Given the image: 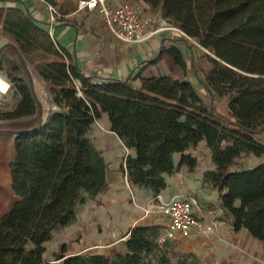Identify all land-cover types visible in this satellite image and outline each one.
I'll return each instance as SVG.
<instances>
[{"label":"trees","instance_id":"16d2710c","mask_svg":"<svg viewBox=\"0 0 264 264\" xmlns=\"http://www.w3.org/2000/svg\"><path fill=\"white\" fill-rule=\"evenodd\" d=\"M46 1L56 5L55 0ZM145 1L210 50L212 68L206 77L194 68L208 102L187 77L189 63L179 45L163 46L159 55L142 62L156 63L167 53L184 69L177 78L142 77L137 86L133 81L139 72L127 77L86 74L32 15L25 0H0V27L15 49L31 60L35 51L48 55L60 49L89 104L53 111L40 127L33 123L17 134L10 168L19 199L0 217V264H53L45 252L54 231L76 218L86 196L102 203L98 193L109 164L90 135L102 112L108 114L110 129L132 150L123 171L133 184L154 195L167 187L166 175L177 169L175 154L180 153V164L192 168L196 159L187 150L204 140L216 165L205 176L217 189L233 228H246L264 244V161L252 167L240 161L244 154L264 153V143L256 137L264 131V0ZM179 40L186 41L184 35ZM0 67L20 95L12 109L0 110V120L37 115L38 102L20 73L21 64L7 56L0 58ZM36 69L47 82L67 83L48 61L39 60ZM216 95L227 97L228 112L215 105ZM163 227L156 222L135 224L128 231L126 251L114 256L60 252L55 259L57 264H171L161 253Z\"/></svg>","mask_w":264,"mask_h":264},{"label":"rangeland","instance_id":"374dc122","mask_svg":"<svg viewBox=\"0 0 264 264\" xmlns=\"http://www.w3.org/2000/svg\"><path fill=\"white\" fill-rule=\"evenodd\" d=\"M128 1L137 6L143 15L151 19V22L153 17L158 15L156 18L161 17L168 23H172L164 15L162 9L152 8L151 6L143 7L139 0ZM171 31L173 33L174 31L179 32L176 29H171ZM0 33L4 35L5 40L0 49V58L4 59L9 56L21 64L20 73L29 84L33 81L40 103H38L37 115L16 120H0V186H2L3 191L7 190L6 199L11 201L13 195L9 184V175L10 161L13 156L12 139L14 134L11 129L25 128L37 123L41 109L44 115L47 116L56 110L84 108L89 107V104L80 89V80L71 76L68 70V58L60 49L48 55H42L35 51L31 55L34 60L25 59L15 49L10 37L3 33L2 27H0ZM174 36L176 35L174 34ZM184 37L186 41L183 44L187 45L189 49V55L187 54V58L189 57L187 76L194 82L204 101L208 102L206 90L195 77L194 68L202 77H206L212 68V62L208 57L211 52L204 48L197 38L187 35H184ZM190 50L192 59H190ZM39 60L48 61L54 70L67 78V83L55 84L44 80L36 69V63ZM162 65L165 70H170L169 74L174 78L184 73V69L179 65L171 67V64L164 61ZM0 69L7 73L5 67H0ZM12 87L13 91L10 95L0 102V110L12 109L17 104L20 95L16 91L13 82ZM214 103L222 112H228L227 97L216 95ZM103 125V118H98L94 122V126L91 127L92 135H95L97 130L101 131ZM256 137L264 143V131L257 134ZM187 152L195 157V165L189 168L187 164H180V154H176L177 169L172 174L166 175L168 184L160 194L162 193L161 195L165 199L175 193L195 196L203 212L208 216L221 220L222 223L216 232L198 233L187 239L179 235L172 237L161 244V253L169 257L171 264H183L184 261L186 263L196 262L201 264H264L263 242L251 236L246 230H242L240 233L233 231L230 215L222 209L218 201L217 189L205 176L206 170L216 167L212 159V152L206 142L204 140L200 141L196 146L189 148ZM240 161L244 163V166L252 167L264 161V153L260 156L247 153L240 158ZM133 190L138 205L133 202L124 178L116 183L111 190L104 192L101 190L98 193V197L102 201L100 204L86 196L85 201L78 206L76 218L71 223L58 227L52 238L46 242L45 257L52 260L53 264H57L58 260L55 259L57 253L102 252L107 248L108 243H116L117 248L125 252V245L122 244L118 236H125L124 234L133 221L141 217L143 211L141 206H144L147 200L154 195L150 189L138 187L135 184ZM108 215H111L110 219ZM165 221L163 215L155 212L140 219L139 223L156 222L164 225ZM117 248H108L109 255L114 256L117 253Z\"/></svg>","mask_w":264,"mask_h":264},{"label":"crops","instance_id":"0c3cea01","mask_svg":"<svg viewBox=\"0 0 264 264\" xmlns=\"http://www.w3.org/2000/svg\"><path fill=\"white\" fill-rule=\"evenodd\" d=\"M78 1L79 0H55L56 6L63 16L59 17L56 22L51 24L50 12L42 0H25L32 15L40 20L39 23L43 27L49 30L51 36L58 45L64 47L73 55L86 74H97L103 77H127L132 73L139 72V76L133 81L135 85L139 86L142 77L169 74L170 70H165L162 65L163 61L167 64H171V67L177 65L175 60L167 53H163L156 63L142 64L143 61L159 55L163 46L168 47L171 44L179 45L182 48L183 54L189 63V57L187 58L189 49L187 45L183 44L185 41L179 40L182 35L180 32L174 31L173 33L171 28H168V30L165 29L166 31L163 30L153 33L149 38L143 41H121L110 31L97 10L79 8ZM120 1L121 0H107L110 5H115ZM139 3L143 7L150 6L145 0H139ZM43 14L44 16H42ZM157 16L158 15H156V17ZM156 17L152 19L149 27L150 30L154 29L162 20L161 17ZM174 34L176 36H174ZM4 43V35L0 33V49ZM190 59H192L191 50ZM179 76L181 75L176 76V78ZM95 106L98 107L97 104H95ZM48 116L49 115L46 117ZM99 118H103V131L97 130L96 134L92 135L91 129L90 135L96 145L103 150V154L109 164L107 180L102 189V192H104L111 190L116 183L124 178L125 172L122 169V165L125 164L126 156L131 153L132 150L110 129V120L107 113L102 112ZM92 126H94V123ZM16 136L17 134L14 133L12 139V159L15 154ZM9 184L13 195L11 201L6 199L7 190L3 191V188H1L2 186H0V217L11 211L14 204L19 199V196L12 186L11 168ZM108 218L110 219L111 215H108ZM134 223L135 221H133L130 228L134 226ZM242 230L248 231L246 228H241L239 230L233 228V231L236 233H240ZM128 231L124 234L125 236H118L123 245H125V240L128 238ZM115 244L116 243H108L107 248H105L102 253L109 255L107 249L112 247L117 248ZM121 252L122 251L117 248V253Z\"/></svg>","mask_w":264,"mask_h":264},{"label":"built area","instance_id":"2783aa9c","mask_svg":"<svg viewBox=\"0 0 264 264\" xmlns=\"http://www.w3.org/2000/svg\"><path fill=\"white\" fill-rule=\"evenodd\" d=\"M42 1L50 12L51 24L63 16L56 5L46 0ZM78 6L79 8L97 10L114 36L122 41H143L153 33L168 28L176 29L186 35L178 26L168 23L165 19H162L154 29L150 30L151 19L143 15L138 7L128 0H121L115 5H110L107 0H79ZM12 91V80L3 69H0V102L10 95ZM124 180L133 202L137 204L133 190L134 184L127 172L124 174ZM141 208L143 210L142 215L135 221L134 225L139 223L140 219L148 217L155 212L166 217L163 230L159 235L161 243L177 235L187 239L196 233L216 232L222 223L221 220L206 215L197 198L192 195L185 196L175 193L165 199L159 193L150 197Z\"/></svg>","mask_w":264,"mask_h":264},{"label":"water","instance_id":"95a60500","mask_svg":"<svg viewBox=\"0 0 264 264\" xmlns=\"http://www.w3.org/2000/svg\"><path fill=\"white\" fill-rule=\"evenodd\" d=\"M31 88H32V91L37 99V102L39 103V100L37 98V95H36V91H35V87H34V83L33 81H31V84H30ZM40 104V103H39ZM47 117L44 115L43 113V110L41 109L40 110V113H39V120L37 121L36 125L34 128H38L40 127L43 122L45 121ZM14 133L18 134V133H21V132H27L29 130V128H17V129H11Z\"/></svg>","mask_w":264,"mask_h":264}]
</instances>
